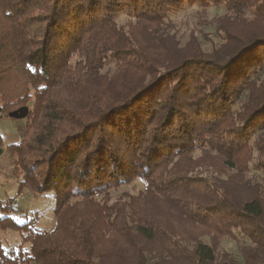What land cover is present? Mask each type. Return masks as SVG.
<instances>
[{
    "label": "trees",
    "instance_id": "obj_1",
    "mask_svg": "<svg viewBox=\"0 0 264 264\" xmlns=\"http://www.w3.org/2000/svg\"><path fill=\"white\" fill-rule=\"evenodd\" d=\"M187 6L224 9L219 49L166 32ZM17 110V191L52 192L56 225L0 202L28 243L0 264H213L200 238L236 230L264 264V0H0V117Z\"/></svg>",
    "mask_w": 264,
    "mask_h": 264
},
{
    "label": "rangeland",
    "instance_id": "obj_2",
    "mask_svg": "<svg viewBox=\"0 0 264 264\" xmlns=\"http://www.w3.org/2000/svg\"><path fill=\"white\" fill-rule=\"evenodd\" d=\"M225 11L222 7H209L203 9L197 6H187L183 10L170 14L166 24V32L174 34L181 47L193 37L199 51L209 54L213 49H219L222 38L216 28L214 20L222 17ZM125 14L118 16L115 20L118 24H125L128 21ZM218 60H223L219 57ZM110 63L106 69L111 70ZM31 91V88L27 86ZM30 107V103L28 104ZM24 110H17L13 117H0V202L4 204L6 213L15 221L23 222L32 220L37 216L34 228L52 232L55 229V216L53 214L54 199L52 192H45L37 195L32 190L24 188L20 193L17 191L20 175L14 174L13 157L7 152L6 147L18 143L23 139L25 130ZM252 174V173H250ZM144 183L140 180L134 181L128 186H122L117 190H111L112 199H115L121 192L137 193L143 190ZM19 196L20 210L17 214L9 212V205L13 198ZM235 231L234 237H222L212 243L210 236L200 238L206 246L204 255L212 256L213 264H258L253 256L256 246L249 239L242 237ZM0 244L4 249L27 248L28 243H22L21 235L13 230L0 231ZM192 248V247H190Z\"/></svg>",
    "mask_w": 264,
    "mask_h": 264
},
{
    "label": "built area",
    "instance_id": "obj_3",
    "mask_svg": "<svg viewBox=\"0 0 264 264\" xmlns=\"http://www.w3.org/2000/svg\"><path fill=\"white\" fill-rule=\"evenodd\" d=\"M19 202H20V197L19 196L13 198L12 202L9 205V212L11 214L14 215V214H17L19 212V210H20Z\"/></svg>",
    "mask_w": 264,
    "mask_h": 264
},
{
    "label": "water",
    "instance_id": "obj_4",
    "mask_svg": "<svg viewBox=\"0 0 264 264\" xmlns=\"http://www.w3.org/2000/svg\"><path fill=\"white\" fill-rule=\"evenodd\" d=\"M11 116V115H10Z\"/></svg>",
    "mask_w": 264,
    "mask_h": 264
}]
</instances>
